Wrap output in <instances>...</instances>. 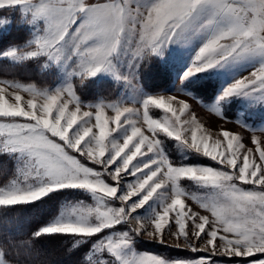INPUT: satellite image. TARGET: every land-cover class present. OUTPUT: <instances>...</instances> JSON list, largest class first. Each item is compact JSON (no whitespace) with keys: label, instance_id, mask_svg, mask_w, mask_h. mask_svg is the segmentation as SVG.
Here are the masks:
<instances>
[{"label":"snow or ice","instance_id":"1","mask_svg":"<svg viewBox=\"0 0 264 264\" xmlns=\"http://www.w3.org/2000/svg\"><path fill=\"white\" fill-rule=\"evenodd\" d=\"M14 5L31 13V22H45L42 34L20 58L75 61L73 71L82 79L102 70L119 73L113 62L117 54L135 61L212 27L185 78L229 57L264 53V0H0V8ZM8 54L18 55L15 50ZM257 88L264 89V64L230 85L221 99ZM181 97L186 96H150L139 109H86L77 103L71 85L47 94L0 80V153L17 160L11 178L0 187V206L30 203L65 187L94 195L91 204L66 206L32 238L17 242L4 237L0 264H8L3 249L21 243L32 249L36 237L84 239L100 233L105 235L94 245L96 253H111L119 264H212L210 256L169 259L137 252V236L194 253L264 264V132L246 133L238 123L220 120L206 127L190 98ZM154 107L166 113L163 119L153 117ZM130 114L136 118L129 119ZM125 123L133 125L131 133L122 143L110 142ZM161 132L183 140L220 167L174 164L160 153ZM246 137L252 146H246ZM154 152L156 158L134 163ZM118 159L122 163L113 168ZM125 173L139 175L127 193L118 195ZM105 176L115 183L106 182ZM182 178L206 187L207 194L189 195L179 183ZM164 186L173 191L161 212L149 220L133 215ZM142 191L139 202L129 203ZM113 199L119 206L112 205ZM123 223L128 230L115 231Z\"/></svg>","mask_w":264,"mask_h":264},{"label":"rangeland","instance_id":"2","mask_svg":"<svg viewBox=\"0 0 264 264\" xmlns=\"http://www.w3.org/2000/svg\"><path fill=\"white\" fill-rule=\"evenodd\" d=\"M0 10H2L5 13V16H3L0 20V32L1 33L7 32L12 25L23 26L30 33L27 41L24 44H22V46L9 47L6 51L2 53V57L7 58L12 62L24 61V60H34V59L42 60L41 68L45 71H48V70L54 71L55 77H56V80L53 84H51L50 86L48 85V86L42 87V88L36 86L34 83H22V82L15 81L16 83H19L24 86L34 87L37 91H40L42 93H47V94H55L58 90L62 91L68 88L69 85H71L75 93V96L77 97V103L86 109H89V108L96 109L99 106H108V105H114V106H120V107L135 106L137 109H139L140 107H142L143 101L150 96L181 95V96H186L190 98L188 102L191 104L193 110L197 112V115L200 118H202L204 121H206V124H205L206 127H209L211 124L215 123L216 120H220L222 122L227 121L229 123H232V122L238 123L244 128L246 133L264 132V89L257 88L255 90H246L243 93L233 94L231 96L224 97L223 99H221L225 90L230 85H232L235 81L239 80L240 78L247 76L254 69L264 64V53L257 52V53H250V54L242 55L239 57H229L226 60L222 61L221 63L211 68H208L204 71L196 72L195 74L185 78V73L193 65V62L195 60L196 55L198 54L199 49L202 47L203 43L206 41L209 35L215 30L214 27L205 29L204 31L196 34L195 36L190 35L186 39L171 42L167 44L166 46L162 47L160 53H153V54L145 55L141 58H137V60L135 61L132 60L130 55L124 56L123 58H121L117 54L113 62L116 64L117 68L119 69V73L102 70L94 76H89L87 78L82 79L81 76L77 75L73 71L75 61H69L67 63L64 61L57 62L43 55L36 56V57L24 56L23 58H20L19 54L23 53L24 50L28 48L30 43L35 41L37 35L42 34L45 22L43 19H40L36 22H31V13H26L22 5L5 6L3 8H0ZM13 50L17 52L18 54L17 56H11L8 54L12 52ZM155 55L162 62H166L167 64L173 66L174 69H177L179 72L176 74L175 79L172 83V86L169 89L156 92V93H148L144 91L140 83L139 73H140V68L142 66V62L145 59L151 56H155ZM104 80L112 81L118 87L120 86L121 95L119 99L115 101H102V100L83 101L79 98V96L75 92L76 82L85 84L88 81L89 82H92V81L99 82V81H104ZM193 81L197 82L196 86L198 87L195 90L196 93L198 92L204 96L208 95L207 96L209 97L207 98L209 99L208 101L203 100L200 97H197L194 93L195 91H192L191 89L185 88L183 86L185 83H189ZM22 95L25 97V99L29 98L27 93H22ZM186 97H181V98H186ZM151 114L153 115L154 118H157V119H163V117L166 115V113L163 110L155 108V107L152 109ZM108 115L109 116L113 115L111 110H108ZM136 115L137 114H130L128 118L134 119L136 118ZM132 127L133 125L130 123L123 124L122 127H120L117 131H115L109 137V141L122 143L126 139V137L131 133ZM228 127L230 129L231 128L238 129L239 126L238 125H228ZM212 130L216 131L215 128H213ZM162 137L165 138L164 141L166 142L167 140L169 144L173 142V146L175 150L179 154L184 156L186 160L189 159V154L200 153L199 151L189 148L183 142V140L177 139L175 137H171L167 135L166 133L161 132L158 135V139L160 141V144L158 147L160 149V153L163 154L164 156H166V154L164 153L162 149V145H161L163 142L161 139ZM244 142L246 146H252L249 143V140L247 137L245 138ZM112 154L113 153L110 152L108 155L111 156ZM156 155L157 154L155 152L149 153L147 154V157H140L138 158L137 161H134V163L143 161L145 159L156 158ZM186 160H182L183 161L182 163H185ZM15 161L17 164L16 158H15ZM121 163L122 161L118 159L116 164L112 165V167L115 168L119 166ZM184 165L209 166V165H202V164H184ZM88 166H91V164H89ZM96 167H99V166H96ZM218 167H220V165H218L217 167H213V168H218ZM131 171L132 169L130 168L129 172ZM138 175L139 174L137 175H129L127 173L122 174V179L119 183L118 195H123L127 193L129 191V185L136 181V179L138 178ZM182 179H186V178H182ZM105 180L109 184L115 183L111 179V177H108V176H105ZM181 180L179 183H181ZM186 180L188 182L185 186H183L182 184L180 185L189 195L202 196V195L207 194L208 190L206 187L196 183L195 181L191 179H186ZM68 189L82 191L83 193H85V195H87V198H81V199H77L74 201L63 202L60 205L56 215L46 225L53 222L61 214V211L66 206L73 205L78 202H86L88 204H91L94 202V195L90 191L86 189H82V188H76V187H65L62 189L54 190L48 193L47 195L53 192H56V191L68 190ZM172 191L173 189L170 186L162 187L147 202H145L141 207L137 208L136 211L133 213V215L141 219H145V220L152 219L154 216H156L159 212L163 210V207L168 202L169 195L171 194ZM144 194L145 193L142 191L137 196L132 197L129 203L133 201L139 202V200L143 197ZM47 195H45L44 197H46ZM111 203L113 206H119L120 202L119 200L113 199ZM188 203L192 204L193 208L195 209V205L193 202L189 201ZM128 227L129 226L126 223H123V224H120L119 226H116L115 231H126L128 230ZM99 240H97V242ZM141 240H147V241H152L158 244H162L155 240L145 239L143 236H137L134 241L135 249L137 248L135 247V243ZM164 245H167V244H164ZM93 251L95 254H98L95 251V247ZM136 251L140 253L147 252V251H141L139 249H136ZM147 253H152V252H147ZM204 256H210L212 264H249L250 262V260L229 262L228 259H225V258H230L228 256H212L209 253H198L194 257H187V258H196V257H204ZM175 258H184V257L174 256L173 258H169V259H175ZM239 258L245 259L246 257H239ZM116 262L119 264V261L116 260Z\"/></svg>","mask_w":264,"mask_h":264},{"label":"trees","instance_id":"3","mask_svg":"<svg viewBox=\"0 0 264 264\" xmlns=\"http://www.w3.org/2000/svg\"><path fill=\"white\" fill-rule=\"evenodd\" d=\"M5 13L0 10V20ZM30 33L23 26L12 25L7 32H0V79L22 83H34L42 88L50 86L56 80L52 70L45 71L41 68L42 60H24L12 62L2 57V53L12 46H22ZM179 71L173 66L162 62L156 55L145 59L140 68V83L144 91L156 93L172 86L176 74ZM89 82V81H88ZM87 82V83H88ZM76 82L75 92L83 101H115L121 95V88L112 81H92L88 84ZM208 83V82H206ZM196 81L185 83V88L195 91L198 86ZM90 87V88H89ZM197 97L208 101V95L194 92ZM162 139V149L167 158L174 164L186 160L179 154L173 142ZM182 164H202L217 167V163L200 153L189 154V159ZM15 158L8 154L0 153V187L10 179L15 169ZM182 179L183 186L187 184ZM87 198L82 191L73 189L53 192L46 197L34 202L18 204L14 206H0V241L4 237H11L20 242L32 238L33 233L49 223L56 215L60 205L65 201H74ZM119 226V225H117ZM107 231V230H106ZM105 233H100L88 238L80 239L65 234H52L36 237L33 240V248L28 249L22 243L14 249H3V257L8 264H118L113 255L105 252L102 255L94 253V245ZM136 249L157 253L167 258L194 257L198 253L186 251L182 248H174L152 241L141 240L135 243ZM229 262L250 260L239 257L225 258Z\"/></svg>","mask_w":264,"mask_h":264}]
</instances>
